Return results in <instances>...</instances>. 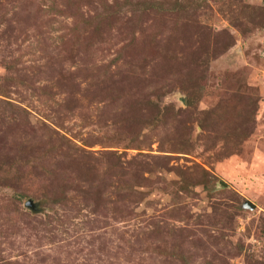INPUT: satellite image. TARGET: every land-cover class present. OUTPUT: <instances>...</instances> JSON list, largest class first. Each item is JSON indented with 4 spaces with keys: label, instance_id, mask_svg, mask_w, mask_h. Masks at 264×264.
<instances>
[{
    "label": "rangeland",
    "instance_id": "1",
    "mask_svg": "<svg viewBox=\"0 0 264 264\" xmlns=\"http://www.w3.org/2000/svg\"><path fill=\"white\" fill-rule=\"evenodd\" d=\"M56 1L0 0V264H264V0ZM108 5L97 38L71 19ZM79 67L121 74L69 115ZM51 130L97 178L53 176ZM90 178L127 201H85Z\"/></svg>",
    "mask_w": 264,
    "mask_h": 264
},
{
    "label": "trees",
    "instance_id": "2",
    "mask_svg": "<svg viewBox=\"0 0 264 264\" xmlns=\"http://www.w3.org/2000/svg\"><path fill=\"white\" fill-rule=\"evenodd\" d=\"M87 1L89 5H91V2ZM83 0H76L77 5L81 2H84ZM93 1V0H92ZM65 4L63 5V8H66L67 10L70 8L73 4L72 0H64ZM55 3L57 1L55 0ZM140 6V10L143 14H148V12H161L163 8L158 5L154 6L151 2L150 6H148V2H140L138 3L137 7ZM83 7H86L84 5ZM53 10H55V6L52 7ZM104 11L107 13V18L104 20H100L99 22L94 21L92 18H87L85 14L78 15L77 12L71 15V19H73V22L75 21L76 28L79 26H83L84 30H90L94 36L97 38L99 34H101V30L103 28V24L109 25L110 21L114 20L118 17V15H115L114 8L112 6H109L104 8ZM167 12H169V8H165L163 10V14L165 15ZM113 22V21H112ZM111 27V26H108ZM95 28V29H93ZM74 37L77 38L79 41V34L77 32H74ZM93 36V37H94ZM95 39V38H94ZM121 74V72H119ZM119 74L115 72L113 74V70L111 69H101L98 71L93 70H85L83 68H77L74 71H70L69 78L72 82H74L78 77H81L84 79L82 84L80 86L84 87L82 92H78L75 94H65V98L63 99L65 102V105L60 106L63 110L67 112L69 115H74L76 112H83L80 111V108L84 105L93 106L97 104H101V98L104 93H107L109 90L113 89L116 85H118L114 79H116ZM126 81H133L134 79L143 78V75H138L135 71L127 70L125 73ZM145 75V73H143ZM121 78V77H120ZM109 82H113L111 85ZM109 84V85H108ZM190 97H192V94H189ZM54 98V97H52ZM51 98V99H52ZM52 103H54V100H52ZM56 105V104H55ZM59 106V105H58ZM68 115V116H69ZM54 134H57L52 132L51 130V136H49V133L47 132L45 141V152L47 153V158L50 160V163L52 165V173L54 177L57 176H64V174L60 170V165L63 163H68L72 166L70 174L77 175L79 178L83 177L84 175H95L96 178L100 174L99 171H101L100 165H93L91 163V160L93 158L92 154L87 152L84 148L85 147H92L94 146L93 142L90 143L91 140H87L85 145L78 146L76 145L72 140L67 139L66 136H59L58 134L54 136ZM134 140H131L133 142ZM122 164V163H121ZM131 168H134L135 170L141 172L143 174L144 172V166L142 164H132ZM205 173V172H204ZM101 180L104 181L106 178L112 179V176L110 175V172L107 171L104 174H101ZM96 178H90L85 180L83 186L84 190L80 193L86 194L85 201L88 200H96L97 202L104 204V205H111V204H121L125 203L127 201V197L125 196V199L123 200V195L117 194V199L115 201H111L110 196H107V193L105 189L102 190V188L99 186L98 188H94V183L96 182ZM81 186V185H80ZM98 190H101L99 193H97ZM96 197V198H95Z\"/></svg>",
    "mask_w": 264,
    "mask_h": 264
},
{
    "label": "water",
    "instance_id": "3",
    "mask_svg": "<svg viewBox=\"0 0 264 264\" xmlns=\"http://www.w3.org/2000/svg\"><path fill=\"white\" fill-rule=\"evenodd\" d=\"M182 102H183V104H185V105L187 104V103H186V100L183 99V98H182ZM222 184H223V183H222ZM223 185H224V186H227V185H225V184H223ZM28 206H29V207L32 206V202H31V201L29 202ZM246 208L254 209L255 207H254V205H252L250 202H248V204H246Z\"/></svg>",
    "mask_w": 264,
    "mask_h": 264
}]
</instances>
